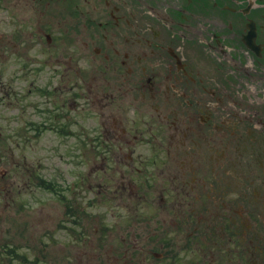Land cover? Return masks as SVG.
<instances>
[{
    "label": "flooded vegetation",
    "instance_id": "1",
    "mask_svg": "<svg viewBox=\"0 0 264 264\" xmlns=\"http://www.w3.org/2000/svg\"><path fill=\"white\" fill-rule=\"evenodd\" d=\"M1 120L0 264H264V0H0Z\"/></svg>",
    "mask_w": 264,
    "mask_h": 264
},
{
    "label": "rangeland",
    "instance_id": "2",
    "mask_svg": "<svg viewBox=\"0 0 264 264\" xmlns=\"http://www.w3.org/2000/svg\"><path fill=\"white\" fill-rule=\"evenodd\" d=\"M13 125H15V124H13ZM0 127L3 129V131L7 134V135H13V133H12V130H11V127L9 126V123H6V121H3V120H1L0 121ZM18 155L19 154H17V157H18ZM40 155H39V151H37V152H35V153H33V159L35 160V158L36 157H39ZM21 157V156H20ZM1 167H2V165H1ZM3 167H4V169H7L8 168V165H7V163H5V164H3ZM1 176V175H0ZM25 214H21L20 216H19V219L21 220L19 223H18V227H22L23 225H24V222H25Z\"/></svg>",
    "mask_w": 264,
    "mask_h": 264
}]
</instances>
